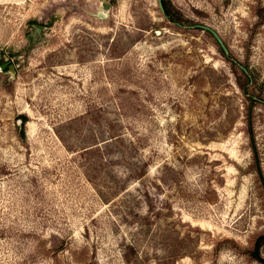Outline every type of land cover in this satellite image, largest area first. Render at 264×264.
Instances as JSON below:
<instances>
[{"label": "rangeland", "instance_id": "374dc122", "mask_svg": "<svg viewBox=\"0 0 264 264\" xmlns=\"http://www.w3.org/2000/svg\"><path fill=\"white\" fill-rule=\"evenodd\" d=\"M166 2L0 0V264H264V0Z\"/></svg>", "mask_w": 264, "mask_h": 264}, {"label": "trees", "instance_id": "16d2710c", "mask_svg": "<svg viewBox=\"0 0 264 264\" xmlns=\"http://www.w3.org/2000/svg\"><path fill=\"white\" fill-rule=\"evenodd\" d=\"M163 6H164V9H165V15L166 17L170 20V21H176L177 19H175V17L173 16V14L171 13L170 9L168 8V4L166 2V0H163ZM223 51V50H222ZM224 53V51H223ZM225 54V53H224ZM246 69V68H245ZM244 73H246L248 75V70L246 69L243 70ZM249 78V82H251V78L248 76ZM259 99L257 97H250V101L251 103H254L255 101H258ZM23 119V123L26 122V117L22 118ZM249 124H250V127H251V124L252 122L249 121ZM21 138H24V132L22 131L21 132V135H20ZM116 136L115 135H112L110 134V138L113 139L115 138ZM250 140H251V145H252V151H253V154H254V158H255V166H256V171H257V174L260 178V181L263 185V188H264V171H263V167H262V163H261V159H260V150L257 146V143H256V138H255V135L252 131V127L250 129ZM97 144V143H96ZM95 144V145H96ZM100 145L96 146L95 148L99 147ZM95 148H91L89 150H94ZM96 150V149H95ZM88 151V150H86ZM97 151V150H96ZM264 245V235L260 236L257 241H256V244H255V251H254V256L255 258H257L259 261L263 262L264 263V259L261 258V255H260V247Z\"/></svg>", "mask_w": 264, "mask_h": 264}, {"label": "water", "instance_id": "95a60500", "mask_svg": "<svg viewBox=\"0 0 264 264\" xmlns=\"http://www.w3.org/2000/svg\"><path fill=\"white\" fill-rule=\"evenodd\" d=\"M158 5H159V8H160L161 12L166 17L165 9H164V6H163V0H158ZM196 27L211 33L215 37L217 42L219 43V45L222 48V50L224 51V53L226 55L229 54V51H228L225 43L223 42L221 37L213 29H211L209 27H206V26H196ZM241 68L246 71V69L244 67H241ZM5 71H8L12 76H15V74H16V69H15L14 65L11 63V61L7 57L4 58V63L0 66V72H5Z\"/></svg>", "mask_w": 264, "mask_h": 264}]
</instances>
